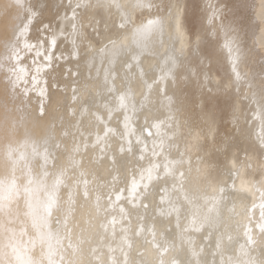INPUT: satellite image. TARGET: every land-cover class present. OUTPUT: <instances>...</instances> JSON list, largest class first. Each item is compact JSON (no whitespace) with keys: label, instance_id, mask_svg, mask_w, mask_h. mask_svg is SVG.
<instances>
[{"label":"snow or ice","instance_id":"obj_1","mask_svg":"<svg viewBox=\"0 0 264 264\" xmlns=\"http://www.w3.org/2000/svg\"><path fill=\"white\" fill-rule=\"evenodd\" d=\"M12 6L23 15L3 41L0 72L6 96L20 104L15 110L5 105L0 118V264H104L93 245L117 223V215L127 220L121 201L137 209L131 237H142L157 257L136 264H209L201 245L221 251L226 235L234 241L231 231L242 233L244 243L228 264H264V52L259 60L252 55L258 51L264 19L257 17L264 18V0L208 6L209 31L224 36L220 50L230 68L224 75L199 0H14ZM136 11L139 23L133 19ZM165 33L171 48L155 65L148 63L155 59L157 38L164 47ZM65 44L70 47H61ZM185 48L191 58L183 55ZM97 60L108 67L102 81L97 71L99 83L91 93L81 85V69L91 81ZM136 82L162 97L165 110L161 119L141 104L139 131L133 124ZM69 87L71 104L37 137L26 119L31 94L44 119L52 108L49 90L64 93ZM82 93L91 95L96 111L81 102ZM108 93L117 104L96 103L107 101ZM241 104L255 106L251 116ZM113 113L123 116L122 130L111 126ZM66 116L72 120L66 123ZM255 120L260 132L253 139L250 121ZM77 121L98 129L94 137H85ZM145 152L147 167L129 175L127 162L144 160ZM97 168L108 174L100 186L108 189L103 196L92 187ZM193 169L203 175L195 185L189 179ZM121 229L131 247L129 228L122 224ZM177 231L184 245L181 258L164 237ZM121 252L119 264H133ZM170 253L176 255L166 258Z\"/></svg>","mask_w":264,"mask_h":264},{"label":"bare ground","instance_id":"obj_2","mask_svg":"<svg viewBox=\"0 0 264 264\" xmlns=\"http://www.w3.org/2000/svg\"><path fill=\"white\" fill-rule=\"evenodd\" d=\"M34 2V0H33ZM126 2H131V0H126ZM261 0H256V3L259 4ZM200 3V15L204 18L203 19V26L206 30V34L211 38L213 43L216 45V48L219 52V58L221 62V72L219 75H224L230 72V68L228 65V61L226 59V53L221 51V45L223 44L224 36L222 33H217L215 35L212 34L210 29H212V25L208 23V18L211 16L212 12L211 9L208 7L209 5H216L220 3V0H199ZM14 5V0H0V57L4 56V48H3V41L10 38L12 35L13 27L19 22L17 19V16L23 15V12L18 10L16 7L12 6ZM257 12H259V9H257ZM46 16L50 18V14L46 13ZM141 18V12L136 11L133 14V19L136 21V23L140 22ZM264 19L261 17H257V21ZM164 47L160 46L159 38H157L155 43V59H152L151 57L148 60V63H151L155 65L157 61L160 60V57H162L167 50L171 48V45L168 43V36L167 33H165L164 36ZM257 45H258V51L253 53L252 55L256 58V60H259L260 53L264 52V23H261V30L257 33ZM61 47L69 48L70 44L62 45ZM176 52L179 54L180 52V46L179 44L175 45ZM183 55L191 58V53L188 48H185L183 51ZM68 67H72L73 70H75L74 64H69ZM108 65L105 63L104 65H101L99 60L96 62V68L92 72L93 79L89 81L87 79L88 72L86 69H81V71L84 73L83 77L80 78L81 85H88L90 92L94 93L97 90V86L99 81L96 80L97 71H99V78L100 81L103 79L104 75V69L107 68ZM253 65L250 63L247 65V69L249 71L252 70ZM122 75V73H121ZM157 75H159V72H157ZM3 77L4 73L0 72V118L3 117L5 105L9 109L15 110L16 107L19 106L20 102L17 100L15 103L11 100L10 97L6 96L4 91V83H3ZM71 77L68 78V84H71ZM149 83H151V80H148ZM63 83V82H62ZM122 82L118 79L117 85L120 86ZM133 88V100L137 105V113L133 120L134 127H136L137 131H139L140 128L144 126V120H143V109L140 107L141 104H143L144 108L151 109L155 114L161 115V119H164V116L162 113L165 111L162 107V97H157L153 94V92H150L143 84L136 82L132 84ZM155 88V85H153V90ZM49 95L52 97L51 103L52 108L47 110L46 116L44 119H41L37 115V108H38V97L35 93H32L30 96V107L28 110H26V119L28 126L32 130V132L39 137L43 134L45 131L47 125L51 121L52 117L54 115H59L63 113L64 106L71 104V90L69 87V90L64 93L54 92V90H49ZM108 99L107 101H102L100 98L96 99V103H102V102H108L111 105H115L118 103V100L114 99V94L108 93L106 94ZM91 95L89 93H82V103L85 104L86 107H90L92 111H96V108L91 105ZM242 99V98H241ZM50 101L48 99L45 100V105L47 106ZM241 107L243 108V104H241ZM255 107L254 105H250L249 108H243V110L249 115H252L251 108ZM59 110V111H58ZM103 111V109H101ZM15 115H19V113L14 112ZM66 123L69 120H72L71 116L65 117ZM81 123V130L84 132L85 137L93 138L95 135V132L98 130L96 128L90 127L87 121H77ZM250 124L253 126V139H255L256 135L260 132V122L259 120L250 121ZM111 126L114 128H117L118 130H122L123 128V116L120 113H113V120L111 121ZM91 134V135H90ZM145 135H147L145 133ZM79 139V137H77ZM70 143V141H69ZM149 146H151V141H148ZM150 153L145 152V159L139 160L138 156L136 158H132L127 162L128 166V174L131 175V173L134 170H138L141 165L144 167H147V161ZM173 155H175V151H173ZM171 158V157H170ZM155 161L156 158H153ZM96 179L92 184L93 188H99V193L103 196V194L108 191L107 187H100L102 185H106L108 174L107 171L104 170V168H97L95 171ZM190 181L193 185L202 182L203 181V175H199L196 173L195 169H193ZM167 187L171 188V181H169V184ZM159 195H163V193H158L155 197V199L159 200ZM258 199V198H257ZM123 205L125 208L126 213H129L127 220L121 221L120 216L117 215V223L112 225L107 233L103 234L102 237L94 242V245L97 248V254L99 255L100 261H103L104 264H111V260L115 258L119 262H121L124 259L123 253L121 252V248H123L124 252L127 253V259L133 264H136V262L140 261L141 259H149V260H155L156 253L154 249H152L150 246H148L144 239L142 237H131V230L134 228L136 223V215H137V209L134 208L131 204H123V201L119 202ZM239 210V208L237 209ZM113 214H116V211H113ZM139 214L143 215V209H139ZM111 219V217H109ZM225 219L227 220V213H225ZM128 221H131V226L129 225ZM231 223V222H230ZM124 225V227L129 228V233L127 234L130 239L129 243L131 244V247L128 246L127 243H124L125 240V234H122L121 225ZM230 234L233 235L234 241L232 243H229L227 240V235L224 239V246L221 251H216L214 248L210 251L209 247L207 246V242L202 244L201 246L204 247V252L202 253V258L206 259L209 264L213 260L216 261V264H221V261H224V264H228V258L232 257L235 259L240 255V248L239 244L244 243V237L243 234L240 233L239 236L236 235V232L231 231ZM165 239H167L170 243L174 244L176 247L177 252L180 253V256L178 258H181L183 253L181 252L182 247L184 246L181 242L179 232H175L174 235H169L167 232L164 234ZM151 239V237H149ZM197 243L200 242L199 234L195 237ZM238 239L239 243H235V240ZM87 247V246H86ZM111 249V250H110ZM143 253V255H141ZM171 255H176V253H170L168 257L170 258Z\"/></svg>","mask_w":264,"mask_h":264}]
</instances>
